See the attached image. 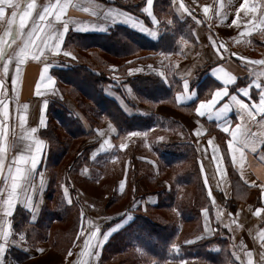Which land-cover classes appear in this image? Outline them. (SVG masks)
<instances>
[{"label":"crops","instance_id":"0c3cea01","mask_svg":"<svg viewBox=\"0 0 264 264\" xmlns=\"http://www.w3.org/2000/svg\"><path fill=\"white\" fill-rule=\"evenodd\" d=\"M108 1L95 0V4L99 7L95 9L98 14L93 16L91 11L84 12L82 10L83 7L88 6L87 0H74V3H78L81 6H70L67 10L65 19L70 17L76 22L70 25L69 32L106 33L113 25H123L157 42V46L158 44L160 45L159 49L135 54L124 62L114 65V67L110 66L112 79L116 86L123 89L126 94L125 98L115 91L114 83H109L105 87V92L125 112L129 114L136 112L127 105L128 99L133 100L138 111L148 114L154 113L157 116L167 118V126L153 125L147 130L131 131L146 133V135L128 136L127 133L116 139L115 126L105 119L96 129V136H93L90 140L98 141V154L110 153L114 149L121 150V144H125L126 147L132 146L137 151L142 150L144 153L137 156V159L150 169L155 167L153 157L156 146L170 143L171 140H185L183 147L189 150L188 160L193 161L195 170L192 179L189 180V184L179 185L178 196H183L184 193L186 195L194 187L204 202L193 217L194 229L185 240H195L197 236L204 234L205 216L202 213V209L206 208L208 210V225L212 229V232L203 239L195 240V243L192 244H186L196 245V250L208 249L211 252L209 257L203 255L186 256L185 251L187 250L181 249L180 253H176L175 250L169 249V257L163 264H179L181 259L186 264H227L228 259L234 261V264H240V260L233 256L234 251L240 254L241 259H244L246 264L247 257L244 255V251L247 250L252 251L254 264H264V261L260 259L264 248H261L259 239L260 229L264 228V212L260 216L254 214L257 208L264 209V161L260 160L261 154L264 153V144H259L255 152L251 148L245 147L243 149L245 153L243 161L238 160V163L234 165L233 157L228 150L227 144L228 139L231 137L216 127L221 122L217 121L215 116L209 118L207 114L199 117L194 111L195 104L199 99H208L210 98V93L215 91L217 87H224L222 81L218 80L211 71L212 68L217 66H221L225 71L237 77L235 83L227 86L230 94L237 95L249 105L258 103L259 89L251 85V81L255 78L253 73L264 71V65H254L250 61L264 59V30L256 28L251 32L245 31L248 27V21L252 19V14L245 13L243 10L237 14L236 10L243 0H183L184 4L191 9V15L187 12L182 13V10L177 11L180 0H176L175 4L173 0H154L152 12L156 17V23H153L152 18L142 11L147 4V0H113L118 2V4ZM46 2L47 0H37L38 5H43ZM121 3H131L130 7H128L130 9L122 7ZM206 5L209 7L207 14L203 11ZM111 10L131 14L137 18V21L143 22L142 27H133L131 22L126 23L123 18H118L116 23H112L110 18L105 20V15L109 14ZM218 11L223 15H217ZM261 14L258 11L256 15ZM10 15L11 10L6 9L5 17H10ZM233 19L238 21L237 25L231 23ZM77 24L81 28L89 30H77ZM92 24L96 25L95 29L89 27ZM101 24L104 25L103 29L100 28ZM7 27V19H0V34ZM58 28H62V24H58ZM144 29L150 30L152 34L150 35L149 31ZM20 43L21 41H17L12 46L13 49H16ZM217 48H219V52ZM62 49L66 50L64 43ZM232 53L236 55H232ZM240 57L245 59L241 60ZM70 58L72 57H65L63 51L59 54L49 53L47 56V62L53 64L50 67L49 74L56 80L57 89L58 82L53 73V68L62 67L64 62L66 63ZM42 60H44V57H41L40 60H33L29 57L25 61L22 65L20 82L16 86L18 103L16 99L9 100L10 119L8 121L6 143L10 147L5 157L6 165L13 163L14 156L31 154L28 149L29 145L33 144V141L26 137L29 135V129L33 127L37 131L31 135L44 140L45 147L40 153L36 174L32 177L36 189L32 192V203L36 206V218L35 220L32 219V209L24 207L19 202L17 203L14 217H10V219H13L14 236L12 238L19 239L18 233L23 230L27 239L26 242H21L20 245H10L5 256L6 259L15 262V264H75L83 247V236L77 238V233L81 230V222L77 233H74L73 223L61 222L62 227L58 230L65 231V233L60 236V239L54 235L52 236L53 226L59 223L55 221L51 225H47L41 222L44 213V193L49 186V173L45 168L48 143L41 135V131L48 124L47 110L52 101L58 99H63V101L67 102L72 101L67 97H63L59 89L55 95L49 93L45 112L46 126L39 125L40 108L43 100L41 97L34 95V81L39 79V72L43 66ZM0 68H2V63H0ZM30 68H32V74L29 76V81H27ZM129 69H141V71H134L129 74ZM14 72L15 62L13 61L9 65L7 77H3L10 96L12 95L11 80ZM161 72L165 73V75L161 76ZM137 74H150L162 82L159 85L161 88V101L155 104L153 109L139 103L131 87L125 82L127 76ZM184 79L189 80V87L195 92V95L190 100L178 103L175 100V96L177 93L184 91ZM261 79L264 80V77H261ZM243 87H249V96L245 97L242 92L238 91V89ZM229 101L230 96L222 97L218 101L217 107ZM24 104H27L28 108L25 113L26 123L21 127L19 115L24 111L22 108ZM222 119L229 120L230 127H235L237 123H241L237 117L235 107H232L228 115ZM260 119L261 115H257L256 120L259 121ZM197 120H199V125L196 123ZM245 123L248 124L251 132L259 134L264 131L257 124L249 121H245ZM110 124L111 128H109ZM197 127L201 130L199 137L194 134V129ZM112 129H115V131ZM101 132L104 134L101 135ZM113 137H115L117 144H114ZM158 137H164V139L159 140L157 139ZM259 138V135H257V139ZM105 139L110 142L111 147H100ZM210 139H213L214 145L218 149L216 155L220 158L219 164L214 159L213 145L209 144ZM198 144L199 150H197ZM235 146L237 148L242 147L239 143H236ZM168 147L170 148V146ZM236 155L239 158V153ZM185 156L181 158L183 163L186 161V159H183ZM202 165L203 172L201 171ZM7 171L6 166L4 175H7ZM241 171H243V178ZM40 173H44L42 187L40 184ZM151 174L148 179H150V185L153 187L158 174L157 172H151ZM171 180L172 177L163 175L161 178L156 179V183L158 186L160 184L165 185L164 191L170 193ZM206 180L207 184L205 183ZM2 186H4L3 176H0V187ZM209 189H211L212 197L215 200L214 204L208 195ZM137 196L135 204L136 207L141 209L153 207L158 199V195L154 190L142 191V194L138 193ZM176 212L180 214V211ZM218 213L219 219H217ZM2 216L3 210L0 208V217ZM116 217L115 221L111 223V217L100 215L98 212H88L85 213L84 220L86 222L98 219V222L92 223L99 224L102 234L116 224L121 223L122 220H126V214L122 212L116 214ZM130 220L127 219L116 231L129 224ZM42 226L45 227L43 228L47 232L45 235L40 232ZM85 227L87 228L86 223ZM68 230L70 231L68 232ZM61 240L66 241L65 245L61 243ZM107 241L101 250L102 264L110 263L108 261L102 262ZM184 241L182 242L184 243ZM241 241H243V246H246V249L241 245ZM204 243L206 244L204 245ZM233 245H236V247L233 248ZM69 251H71V255H69ZM134 252L140 254L142 250L136 247ZM122 256L123 253L114 255L116 259H121Z\"/></svg>","mask_w":264,"mask_h":264},{"label":"trees","instance_id":"16d2710c","mask_svg":"<svg viewBox=\"0 0 264 264\" xmlns=\"http://www.w3.org/2000/svg\"><path fill=\"white\" fill-rule=\"evenodd\" d=\"M108 2L118 4L113 0ZM130 4L121 3V6L128 8ZM64 47L71 51L76 59L70 58L66 63L64 62L62 67L53 68V73L61 95L72 101L67 102L63 99L52 101L47 110L48 124L41 131V135L48 143L45 168H47L48 162L52 161L51 169L47 168L49 186L44 193V210L47 204L46 197L50 196L49 200H53L54 187L50 186L51 183L57 184L61 188L64 183L69 181L68 176L80 175L84 177L87 173L86 175L90 177L94 172L101 170L99 167H103L102 169L106 173L109 170L118 177L116 185L120 179L125 181V187L121 191L122 195L128 189L131 190V194L128 206L112 212H101L100 215L111 217V223L115 221L116 214L120 212L123 214L131 212L132 216L129 224L110 235L102 262L108 261L113 264H151L152 262L154 264L156 262V264H163L169 257V249L173 243L179 244L181 249L187 250L185 251L186 256L209 257L211 252L208 249L196 250V245H186L182 242L193 231L192 219L201 204L204 203L194 187L186 195L184 193L183 196H178L179 185L189 184L195 170L193 161L188 160L189 150L183 147L185 140H171L170 143L156 146L153 157L155 167L151 169L137 159V156L144 152L137 151L132 146L121 150L114 149L105 154H98L99 149L97 148L98 152L94 154L95 156L92 155L98 146V141L90 139L96 136V129L105 119L115 126L116 139L131 131L147 130L153 125L167 126V118L154 113L138 111L133 100L128 99L127 105L136 112L131 114L125 112L105 92V87L109 83H114L115 91L125 98L126 94L123 89L116 86L112 79L110 66L118 65L135 54L159 49L160 45L157 46V42L128 27L113 25L106 33L71 31L66 36ZM125 82L131 87L139 103L153 109L154 105L161 101L159 85L162 82L153 75H129ZM115 137H113V142L117 144ZM115 156L117 158L113 160ZM183 156H185L183 159H186L185 163L181 161ZM151 172H157V178H161L163 175L172 177L170 193L164 191L165 185H157V178L154 186L150 185L148 177L152 175ZM63 186L66 187V185ZM146 190H154L157 193L156 205L148 207V209L133 208L132 205L136 202L138 193L142 194V191ZM68 191V198L72 203L69 204L64 193L61 192L62 202L55 213L54 210L49 209L48 214L51 215L50 220L52 221L45 224L51 225L54 221L65 222V214L70 210H75L76 222L70 220L69 223L74 224L73 229L77 233L83 208L78 210L72 208L78 201H74L73 197L76 193L71 190V187L68 188ZM104 195L106 201L110 197L108 190L105 189ZM172 209L180 211V214L176 211L172 212ZM87 210L88 208L84 207L83 213H87ZM43 227L40 232L45 235L47 232ZM63 233L65 231H52V236L60 239ZM136 247L142 250L140 254L134 252ZM119 253H123V256L121 259H116L114 255Z\"/></svg>","mask_w":264,"mask_h":264},{"label":"snow or ice","instance_id":"6c2138e0","mask_svg":"<svg viewBox=\"0 0 264 264\" xmlns=\"http://www.w3.org/2000/svg\"><path fill=\"white\" fill-rule=\"evenodd\" d=\"M153 2L154 0H147V4L142 11L152 18L153 23H156V17L152 12ZM87 3L88 6L83 7L82 10L84 12L91 11L92 15L96 16L98 13L95 9L99 6L95 4V0H87ZM173 3L175 4L176 0H173ZM70 6L80 7L81 5L74 3V0H47L43 5H38L37 0H0V19L6 18L8 25L6 30L0 34V63H2V68H0V176H3L4 183V186L0 187V208L3 210V216L0 217V264H15V262L6 259L5 253L10 245H20L21 242H26L27 239L23 230L18 233L19 239L12 238L14 236L13 219H10V217H14V210L17 203L19 202L23 204L24 207L32 209V219L35 220L36 218V206L32 203V192L36 189L32 177L36 174L37 164L40 161V153L45 147L44 140L31 135L37 131V129L33 127L29 129V135L26 137L33 141V144L29 145L28 149L31 154L14 156L13 163L6 165L5 157L10 147V145L6 143L8 121L10 119L9 100L16 99L18 103L16 86L20 82L22 65L25 61L29 57L33 60H40L41 57H44V60L41 61L43 66L39 72V79L34 81V95L41 97L43 100L40 108L39 125L46 126L45 112L48 103V94L55 95L58 91L56 88V80L49 74L50 67L53 64L47 62V56L49 53L59 54L63 51L65 57H72L73 60L76 59L71 51L62 49L70 25L76 23L70 17L65 19L67 10ZM6 9L11 10L10 17H5ZM181 10L182 13L187 12L191 15V9L184 4L183 0H180L177 11ZM241 10L245 13L252 14V19L248 21V27L245 29L246 32H251L256 28L264 30V0H259V2L258 0H243L236 10L237 14H239ZM203 11L207 14L209 12V7L207 5L204 6ZM258 11L262 14L256 15ZM217 15L223 14L218 11ZM104 18L105 20L110 18L112 23H116L118 18H123L124 22H131L133 27H142L143 23L142 21H137L136 17L123 11L111 10ZM193 19H195V17H193ZM231 23L237 25L238 21L233 19ZM58 24H62V28H58ZM76 27L77 30L81 31L89 30L87 28H81L78 24ZM89 27L95 29L96 25L92 24ZM100 28L103 29L104 25L101 24ZM144 30L149 31L150 35L152 34L150 30ZM17 41H21V43L17 45L16 49H13L12 46L16 44ZM213 45L215 46L214 41ZM217 51L219 52V48H217ZM232 55L236 54L232 53ZM240 59L244 60L245 58L240 57ZM13 61L15 62V72L12 74V95L10 96L3 77H7L9 65ZM250 63L254 65H264V59L250 61ZM134 71L139 72L141 69H129V74ZM211 71L218 80L222 81L224 87H217L215 91L210 93V98L208 99H199L195 104L194 111L199 117H203L207 114L209 118L215 116L216 120L221 122L218 123L216 127L231 137L228 139L227 144L228 150L233 157V164L235 165L238 163V160L241 162L243 161L245 156L243 149L245 147L251 148V150L255 152L259 144H264V131H261L259 134L251 132L248 124L245 123V121H249L253 124H257L260 129L264 130V80L261 79V77H264V71L253 73L255 78L252 79L251 85L259 89L258 103L253 105H249L237 95L229 93L227 86L235 83L237 79L236 76L225 71L221 66L212 68ZM160 75L164 76L165 73L161 72ZM183 87L184 91L182 93H177L175 96V100L178 103L190 100L192 96L195 95V92L189 87L188 79L183 80ZM249 87L240 88L238 91L242 92L243 95L247 97L250 95ZM225 96H230V101L217 107L218 101ZM232 107L236 108L237 117L241 121V123H237L235 127H230L229 120L222 119L228 115ZM22 108L24 111L19 115L21 127L26 123L25 113L28 105L24 104ZM257 115H261L259 121L256 120ZM196 123L199 125V120H197ZM109 128H111V124ZM112 130L115 131V129ZM100 134L103 135L104 133L101 132ZM194 134L197 137L201 135L199 127L194 129ZM137 135H146V133H128V136ZM257 135H259V139H257ZM157 139L163 140L164 137H158ZM236 143H239L242 147L237 148L235 146ZM209 144L213 145V156L219 164L220 158L216 155L218 149L214 145L213 139L209 140ZM104 146L111 147L107 139L104 140L100 147L103 148ZM120 147L123 149L126 145L121 144ZM197 150H199V144ZM237 153H239V158H237ZM113 159H115V157H113ZM260 160L264 161V153L261 154ZM6 166L8 171L7 175H4ZM201 171L203 172V165L201 166ZM241 176L243 178V171H241ZM40 177V184L42 187L44 183V173H40ZM205 183L207 184V180ZM252 183L254 184V182ZM61 187L63 188L64 197L67 199V202L71 204L72 201L68 198V188L63 185ZM119 187L121 191L124 189V180L120 181ZM208 195L213 200L214 204L215 200L212 197L211 189H209ZM132 207L135 208L136 204L133 203ZM173 211H176V209H173ZM262 212H264V209L257 208L254 214L260 216ZM202 213L205 216V231L202 236H197L195 240H201L212 232L207 220L208 210L206 208L202 209ZM131 216V212H128L126 214V220L131 219ZM219 218L220 216L218 213L217 219ZM126 220H122L121 223L116 224L113 228L101 234L99 224H93L91 220L85 222L84 213L81 211V230L77 233V238L83 236V247L81 248L79 258L75 264H101V250L103 245L109 239L110 234L120 228ZM85 223L87 224V228L85 227ZM225 226L227 227V225ZM259 239L261 241V248H264V228L260 229ZM195 240H185L184 243L192 244L195 243ZM240 243L243 246V241ZM235 247L236 245H233V248ZM243 248L246 249V246H243ZM171 249L175 250L176 253L181 252L180 245L176 243L172 244ZM71 254V251H69V255ZM244 255L247 257L246 264H254L252 251H244ZM233 256H235L237 260H240V264H245V260L241 259L238 252L234 251ZM260 259L264 261V252L261 253ZM154 264H156V262H154ZM179 264H186V262L181 259ZM227 264H234V261L228 259Z\"/></svg>","mask_w":264,"mask_h":264},{"label":"rangeland","instance_id":"374dc122","mask_svg":"<svg viewBox=\"0 0 264 264\" xmlns=\"http://www.w3.org/2000/svg\"><path fill=\"white\" fill-rule=\"evenodd\" d=\"M98 147L92 152V155L96 154L98 152ZM51 163L52 161H49L47 164V168L51 169ZM101 165V164H99ZM46 168V169H47ZM100 171L94 172L92 176L86 175L85 173L84 177L80 175H75L72 177L68 176L69 181L67 183H64L63 185H66L67 188L71 187V190L76 193V195L73 197L74 201H78L72 208H76L78 210L79 208L84 207L88 208V212H112L115 210H119L121 208H125L129 205L130 201V194L131 190H126L125 193L122 195L120 190V181H118V185H116V181L118 177L111 173V171L108 170V173L104 171L102 168ZM50 186L54 187L52 198L53 200H49L50 196L46 197V207L44 210V216L42 217L41 222L47 223L51 222L50 220L51 215L48 214L49 209L55 210L59 208V204H61L62 200L60 198V193L63 192V188L58 187L57 184H50ZM108 190V194L110 197H108L105 201V195L103 196L104 191ZM79 191V192H77ZM66 199V198H65ZM67 201V199H66ZM75 210H70L65 214V222H76L75 219ZM55 216V215H53ZM85 216V212H84ZM72 218V219H71ZM98 219H92V222H98ZM55 222V221H54ZM62 225L55 224L53 226V231H57ZM75 233V231H74ZM61 238V237H60ZM61 243L65 245L66 241L61 240ZM102 264V263H101ZM113 264V263H108ZM116 264V263H115Z\"/></svg>","mask_w":264,"mask_h":264},{"label":"bare ground","instance_id":"6f19581e","mask_svg":"<svg viewBox=\"0 0 264 264\" xmlns=\"http://www.w3.org/2000/svg\"><path fill=\"white\" fill-rule=\"evenodd\" d=\"M32 74V68H30L29 69V71H28V79H27V81H29V76Z\"/></svg>","mask_w":264,"mask_h":264}]
</instances>
